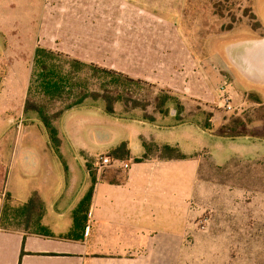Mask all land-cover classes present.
Segmentation results:
<instances>
[{
    "label": "rangeland",
    "instance_id": "rangeland-1",
    "mask_svg": "<svg viewBox=\"0 0 264 264\" xmlns=\"http://www.w3.org/2000/svg\"><path fill=\"white\" fill-rule=\"evenodd\" d=\"M263 1L256 0L258 11ZM250 3L253 0H0V151L4 148L10 168L9 192L17 201L29 200L27 143L46 141L47 128L42 122L43 127H35V122L27 120L32 116L41 121L39 115L24 109L38 47L90 63L88 51L97 48L89 42L97 46L105 42L107 49L119 48L112 35L120 28V20H124L122 27L132 31L149 30L152 23L159 21L161 34L166 35L174 27L180 29L182 37L185 35L195 51L206 57L215 94L197 99L183 79L181 85L154 84L147 79L123 85L112 83L110 77L105 81V91L112 95L120 91L141 105L134 107L133 101H118L114 116L141 114L160 124L186 125L156 129L114 119L100 110L106 106L102 99H87L65 110L71 101L68 97L52 100L39 92L32 95V100L44 104L50 114L65 110L53 120L65 148L52 145L64 160L63 172L58 171L64 197L72 186L74 170L81 178L68 211L73 217L91 189L98 174L93 163L104 156L105 142L129 136L135 143L139 135L153 134L156 142L169 143L192 154L200 166L195 184L193 180L183 181L186 190L189 185L191 188V220L176 264H264V83L239 74H235V81L215 60L230 38L226 36L228 32L219 33L220 29L236 25L235 36L241 40L257 36L248 25L250 14L245 16ZM185 65L181 67L184 72ZM82 77L91 88L101 91L100 87H104V81L92 72ZM224 80H228L227 86H223ZM165 96L170 99L160 112L157 106ZM228 102L232 109L227 108ZM11 118L12 123H8ZM47 135L50 138L48 131ZM71 142L96 156L77 151ZM76 158L84 162L85 169ZM190 164L185 165L187 171ZM85 170L89 181L82 184ZM45 173H51L50 169L45 168ZM16 200L12 198L11 203ZM188 208L187 205L182 216Z\"/></svg>",
    "mask_w": 264,
    "mask_h": 264
},
{
    "label": "crops",
    "instance_id": "crops-1",
    "mask_svg": "<svg viewBox=\"0 0 264 264\" xmlns=\"http://www.w3.org/2000/svg\"><path fill=\"white\" fill-rule=\"evenodd\" d=\"M253 4L264 24V5L258 11L256 0H253ZM123 22L120 20V28L112 35L117 40L118 49H107L105 42L98 46L96 42H89V45L93 43L97 48L88 51L89 64L101 63L107 66L103 68L121 69V73L130 78L147 79L154 84L181 85L183 79L197 99H206L215 94L206 57L195 51L194 44H190L185 35L182 37L180 29L174 27L166 35L161 34L158 27L160 22L157 21L152 23L149 30L132 31L122 27ZM250 30L257 36L242 40L235 36L234 29L229 31L226 34L230 37L229 42L215 60L234 80L238 78L235 74H239L256 83H264V36ZM184 63L185 72L181 69ZM114 115L112 117L118 121H134L156 129L187 124H160L141 114L136 117ZM13 119H8V123H12ZM27 120L35 122V127L42 126L37 117L28 116ZM205 132L216 136L207 130ZM45 133V142L27 143V178H30L27 197L34 192L42 196L46 204L43 223L49 226L54 236H25L23 231H8L0 227V264H176L183 236L191 220V188L189 185L186 190L183 181L188 179L191 183L193 180L195 184L199 175L200 166L198 161L193 160L192 154L182 151L187 157L177 159L163 158L156 150L149 151L148 144H169L156 142L153 134H141L135 143L129 136L105 142L103 154L108 155L121 142L127 141L131 154L124 160L130 161V167H110L98 171L85 227L79 232L82 238H67L65 236L74 223L68 210L75 200L74 191L81 178H78L73 167L72 186L64 197L58 175L59 170H64V160L53 147L47 130ZM71 143L77 151L90 157L96 156L85 147H75ZM61 144L60 148L64 150L66 143ZM0 155L8 169L5 192H9L10 168L4 148ZM76 160L86 168L84 162L79 158ZM98 161L93 165L97 166ZM187 162L191 163L189 171L185 169ZM45 168L50 169L51 173H45ZM84 174L82 184L89 181V172L85 170ZM9 193L16 200L14 194ZM4 196L0 191V215ZM187 205L188 211L182 216ZM56 207L60 209L56 210Z\"/></svg>",
    "mask_w": 264,
    "mask_h": 264
},
{
    "label": "trees",
    "instance_id": "trees-1",
    "mask_svg": "<svg viewBox=\"0 0 264 264\" xmlns=\"http://www.w3.org/2000/svg\"><path fill=\"white\" fill-rule=\"evenodd\" d=\"M245 16L250 14L249 26L250 28L264 36V24L258 17L254 4L245 10ZM204 24H207L204 20ZM235 26H229L227 29H220L219 33H226L233 30ZM218 33V32H217ZM91 73L103 80L104 87L100 90L91 88L86 78L82 77L83 73ZM111 78L112 83L127 84L139 83L141 80H136L128 77L127 75L117 72L115 70L99 67L95 64H89L79 59L71 58L68 54L63 52L53 51L51 49L38 47L36 51L33 72L28 89V98L25 103V111L36 112L42 124L47 128L52 143L59 147L61 145V138L57 136L58 130L53 124L54 118H59L65 110L83 104L87 99L105 101V111L108 114L114 115V105L118 101H133L134 107L141 106L138 100L130 96H125L122 92H117L116 95L109 94L105 90L107 78ZM77 90L78 92H74ZM35 92L47 96L49 99L56 100L63 97H68L71 101L62 110L50 114L44 104L32 100V95ZM169 96H165L162 102L157 106L160 112H163L165 103L169 100ZM154 120V119H152ZM209 128V127H207ZM149 151L156 150L163 158H177L184 159L187 156L180 150L178 146L165 144L159 146L155 143L147 145ZM131 151L127 141L121 142L116 148L109 152V156L114 159H127L130 157ZM147 157V155L145 156ZM139 159L138 161H140ZM0 191L5 194L4 203L0 215V227L8 231H23L25 236L27 234H39L44 236H54V233L49 226L43 223V218L46 212L45 201L38 192H34L28 201H16L15 204L11 203L12 196L9 192H5V183L8 175L7 166L0 160ZM3 176V177H2ZM97 174L93 179V185L89 192L82 198L77 208L74 210V223L71 230L65 237L80 239V230L85 227L87 213L90 207L92 195L94 192V183L96 182Z\"/></svg>",
    "mask_w": 264,
    "mask_h": 264
},
{
    "label": "built area",
    "instance_id": "built-area-1",
    "mask_svg": "<svg viewBox=\"0 0 264 264\" xmlns=\"http://www.w3.org/2000/svg\"><path fill=\"white\" fill-rule=\"evenodd\" d=\"M227 85H228V80H224L223 86H227ZM227 108L232 109L230 102H228ZM110 167H121L124 169H128L130 167V161L114 159L109 155L102 156L97 163L98 171H103L104 169Z\"/></svg>",
    "mask_w": 264,
    "mask_h": 264
}]
</instances>
